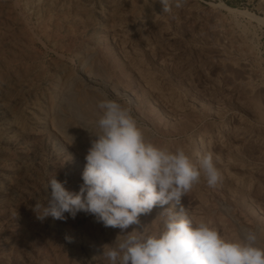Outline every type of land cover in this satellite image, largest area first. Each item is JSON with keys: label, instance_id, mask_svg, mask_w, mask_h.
Here are the masks:
<instances>
[{"label": "rangeland", "instance_id": "374dc122", "mask_svg": "<svg viewBox=\"0 0 264 264\" xmlns=\"http://www.w3.org/2000/svg\"><path fill=\"white\" fill-rule=\"evenodd\" d=\"M106 98L158 146L213 154L220 182L202 176L177 212L228 240L256 230L264 246V0L170 13L159 0H0V264H107L120 229L32 210L53 176L79 192ZM167 207L126 231L162 226Z\"/></svg>", "mask_w": 264, "mask_h": 264}, {"label": "clouds", "instance_id": "9594fccd", "mask_svg": "<svg viewBox=\"0 0 264 264\" xmlns=\"http://www.w3.org/2000/svg\"><path fill=\"white\" fill-rule=\"evenodd\" d=\"M159 2L170 13L186 0ZM97 108L98 131L85 154L79 192L67 190L66 182L53 176L45 186L46 202L32 207L38 220L66 221L84 212L105 228L120 229L111 244L103 245L107 264H264L256 230L244 229L239 239L228 240L209 223L194 222L183 207L175 210L202 176L209 187L220 182L212 153L194 163L183 149L170 151L150 141L119 101L106 98ZM157 205L168 206L155 219L162 218V226L126 231Z\"/></svg>", "mask_w": 264, "mask_h": 264}, {"label": "bare ground", "instance_id": "6f19581e", "mask_svg": "<svg viewBox=\"0 0 264 264\" xmlns=\"http://www.w3.org/2000/svg\"><path fill=\"white\" fill-rule=\"evenodd\" d=\"M260 107V106H259ZM257 109V108H256ZM260 112V111H259ZM262 115H264V114H262Z\"/></svg>", "mask_w": 264, "mask_h": 264}]
</instances>
